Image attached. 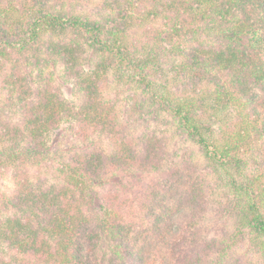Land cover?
<instances>
[{"label": "trees", "instance_id": "1", "mask_svg": "<svg viewBox=\"0 0 264 264\" xmlns=\"http://www.w3.org/2000/svg\"><path fill=\"white\" fill-rule=\"evenodd\" d=\"M77 1L0 0V264H264V0Z\"/></svg>", "mask_w": 264, "mask_h": 264}, {"label": "rangeland", "instance_id": "2", "mask_svg": "<svg viewBox=\"0 0 264 264\" xmlns=\"http://www.w3.org/2000/svg\"><path fill=\"white\" fill-rule=\"evenodd\" d=\"M97 1L98 0H91V5L89 6V8L91 9L95 7L97 5ZM81 4V0L74 2L75 7ZM145 27L148 26L145 24L139 29L129 30V41H131V39L133 40L134 38H136L137 42L143 43V31ZM50 67L52 68L49 69L48 72H51L55 77L54 83L59 85L63 96L70 102L79 103V101L81 100L80 94L77 93L76 90L70 84L63 83L60 79V73L62 72L61 66L56 63V66ZM113 80L114 77H112V79L110 78L109 80L112 87L107 93L110 98L117 100V109L120 115V119L125 121L127 118L128 111L131 109V106L133 104H136L133 100L135 94L133 92L127 91L124 86L120 84H115ZM115 93H118V95L116 96ZM2 104L5 105L3 100ZM7 109L9 111L8 113H10L11 116L13 111L9 108ZM147 115L148 114H145L146 117H148ZM96 143L102 149H108V142L106 139L98 137ZM186 147L188 148V146ZM47 148L48 150L45 155V158L39 166L28 165L27 167L28 170L31 171L33 177L37 178L38 176H43L47 180H53L57 176L56 170L59 167L60 163L65 161V159L70 156L73 152L82 149L83 145L77 139H75V137L71 133V130L68 128V125L66 123H63L54 133L51 134ZM14 167V164L8 163L5 170L0 173V201L6 198V196L10 194L12 189L14 188L13 181L10 177V173L11 171H13ZM96 190L97 191H95V195H93L95 197V206L99 208V206L102 204L99 196V194L102 192V188H98ZM210 235L218 236L219 233L216 229H214Z\"/></svg>", "mask_w": 264, "mask_h": 264}]
</instances>
